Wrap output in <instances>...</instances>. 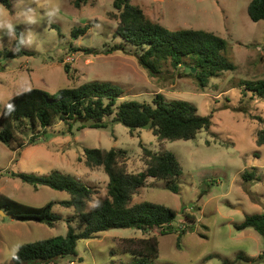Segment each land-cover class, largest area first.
<instances>
[{
	"label": "rangeland",
	"instance_id": "rangeland-1",
	"mask_svg": "<svg viewBox=\"0 0 264 264\" xmlns=\"http://www.w3.org/2000/svg\"><path fill=\"white\" fill-rule=\"evenodd\" d=\"M130 1L149 20L170 30H204L220 36L228 43L224 57L235 69L211 78L205 89L187 66L175 71L167 65L155 77L139 64L136 47L112 50L122 42L116 37L119 13L113 8L114 0H90L79 9L74 0H11V9L0 5V118L7 101L22 92L42 89L55 96L60 89L98 81L122 89L119 103L152 102L158 94L187 101L200 115H211L212 126L192 140L160 141L151 130L133 131L110 120H105L106 129L58 122L38 128L37 140L31 144V130H21L18 142L24 147L0 142V194L36 207L55 202L53 211L62 217L50 227L0 214V264H11L26 243L65 236L66 218L74 213L58 204L70 199L67 192L35 188L11 178L8 171L70 175L94 190V205L107 195L109 177L103 168L85 165V149L125 150L126 168L136 174L145 170V148L172 152L183 173L174 182L177 194L164 180L149 179L132 203L148 201L174 209L178 215L173 232L109 230L79 241L77 257L51 264L72 260L75 264H138L121 252L122 241L151 237H158L159 258L148 264H264L260 258L264 237L252 228L236 229L248 215L264 213V146L256 143L264 128V98L248 89L264 80V20H251L252 0ZM4 52L14 55L4 57ZM246 171L255 174L254 180H244ZM182 230L186 233L179 238Z\"/></svg>",
	"mask_w": 264,
	"mask_h": 264
},
{
	"label": "trees",
	"instance_id": "trees-1",
	"mask_svg": "<svg viewBox=\"0 0 264 264\" xmlns=\"http://www.w3.org/2000/svg\"><path fill=\"white\" fill-rule=\"evenodd\" d=\"M89 1L74 0V5L79 9ZM0 5L11 9L12 2L0 0ZM113 8L119 13L116 37L122 42L112 47V50H126L128 45L136 47L139 64L152 76H159L167 65H171L175 71L187 66L194 70L192 76L205 89L211 78L235 69V65L224 57L228 43L215 33L193 29L170 30L149 20L143 10L130 0H114ZM248 14L253 22L264 20V0H252ZM108 51L110 53L111 49ZM13 55L12 52L3 53L4 57ZM65 69L69 72L68 67ZM248 89L254 92V96L264 98V80L248 86ZM122 93L118 86L98 81L60 89L55 96L42 89L22 92L9 99L4 106L0 118V142L24 147V143L18 142L21 130H31V144L37 140L35 132L38 128L46 129L58 122H77L81 129H106L108 124L105 120H110L133 131L151 130L160 141L192 140L212 126V116L200 115L197 107L187 101L168 100L158 94L152 102L119 103ZM10 104L14 106L11 112L8 110ZM256 143L259 147L264 146V128L258 132ZM145 151V170L135 174L126 168L125 150L85 149V165L92 169L103 168L109 177L107 195L97 199L94 205V190L70 175L60 172L36 175L8 171L11 178L20 179L35 188L46 186L67 192L70 199L58 204L74 212L66 218L65 236L22 245L11 264H51L61 258L77 257L79 241L95 239L101 233L113 229H138L144 233L160 229L162 235L172 233L178 215L174 209L148 201L136 204L132 201L149 179L164 180L167 188L177 194L178 187L174 182L182 175L183 169L170 151L159 153L146 148ZM254 177L253 172L246 171L243 174L246 181H252ZM55 205V202H49L36 207L0 194V211L19 221H36L55 227L62 220L61 215L53 211ZM248 228L264 237V213L248 215L236 225L239 231ZM184 233L186 231L182 230L179 238ZM121 250L138 264H148L159 258V240L158 237L124 239ZM260 258L264 259V255Z\"/></svg>",
	"mask_w": 264,
	"mask_h": 264
},
{
	"label": "clouds",
	"instance_id": "clouds-1",
	"mask_svg": "<svg viewBox=\"0 0 264 264\" xmlns=\"http://www.w3.org/2000/svg\"><path fill=\"white\" fill-rule=\"evenodd\" d=\"M2 16H3V12H2V10H0V17H2ZM6 26H7L8 30H9V33H11L12 32V25L9 23ZM8 110H9V112L13 111L14 110V106L11 105V104L8 105Z\"/></svg>",
	"mask_w": 264,
	"mask_h": 264
},
{
	"label": "water",
	"instance_id": "water-1",
	"mask_svg": "<svg viewBox=\"0 0 264 264\" xmlns=\"http://www.w3.org/2000/svg\"><path fill=\"white\" fill-rule=\"evenodd\" d=\"M0 214L7 216L3 211H0ZM244 263H249V262H244Z\"/></svg>",
	"mask_w": 264,
	"mask_h": 264
},
{
	"label": "crops",
	"instance_id": "crops-1",
	"mask_svg": "<svg viewBox=\"0 0 264 264\" xmlns=\"http://www.w3.org/2000/svg\"><path fill=\"white\" fill-rule=\"evenodd\" d=\"M70 264H75V262L74 263H70Z\"/></svg>",
	"mask_w": 264,
	"mask_h": 264
}]
</instances>
